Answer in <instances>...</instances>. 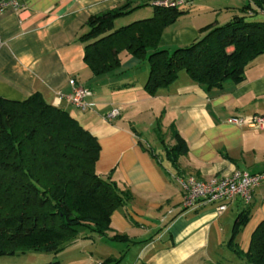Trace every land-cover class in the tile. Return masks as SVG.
Listing matches in <instances>:
<instances>
[{
  "label": "crops",
  "instance_id": "1",
  "mask_svg": "<svg viewBox=\"0 0 264 264\" xmlns=\"http://www.w3.org/2000/svg\"><path fill=\"white\" fill-rule=\"evenodd\" d=\"M19 1V9L9 8L0 16V96L23 101L40 93L48 103L68 110L99 141L97 172L131 193L128 203L112 214L108 237L83 232L56 261L252 264L243 263L237 250L246 253L254 230L264 223V183L254 189L249 204L237 200L225 211L212 204L184 209L183 190L175 177L193 174L211 180L236 171L264 172V128L227 122L231 116L264 115V56L248 67L242 83L206 89L182 73L170 88L149 95L146 60L124 53L118 70L96 76L79 40L91 16L126 0ZM153 1L133 0L141 7L129 16L133 21L153 16ZM245 2L194 0L164 30L159 46L173 50L190 45L202 27L228 22ZM123 20L130 23L123 17L116 24ZM71 78L92 89L88 110L65 98L73 91ZM113 108H120V115L107 119ZM176 133L185 139L188 151L174 160L170 148ZM247 210L249 219L231 243L235 221ZM116 234L129 240H111ZM0 264L31 263L1 257Z\"/></svg>",
  "mask_w": 264,
  "mask_h": 264
},
{
  "label": "trees",
  "instance_id": "2",
  "mask_svg": "<svg viewBox=\"0 0 264 264\" xmlns=\"http://www.w3.org/2000/svg\"><path fill=\"white\" fill-rule=\"evenodd\" d=\"M132 1L91 16L88 30L79 37L85 62L96 76L118 70L125 53L148 62L149 95L170 88L182 73L206 89L222 88L227 82L245 81L248 67L264 56V0H246L240 14L224 24L202 27L193 43L173 50L162 49L160 37L187 6L153 3V16L117 27L118 19L141 7ZM170 149L175 160L188 145L176 133ZM99 155L98 139L40 93L23 101L0 96V258L57 254L75 245L83 232L109 236L112 214L128 203L131 193L97 172ZM249 213L237 217L231 243ZM110 239L129 240L118 234ZM237 253L243 263L264 264L263 222L254 230L248 251ZM113 262L108 258L100 264Z\"/></svg>",
  "mask_w": 264,
  "mask_h": 264
},
{
  "label": "built area",
  "instance_id": "3",
  "mask_svg": "<svg viewBox=\"0 0 264 264\" xmlns=\"http://www.w3.org/2000/svg\"><path fill=\"white\" fill-rule=\"evenodd\" d=\"M194 0H154L153 3L162 7L189 6ZM19 0H0V16L9 8L19 9ZM73 91L67 97V101L79 108L88 110L90 102L88 97L92 95V89L77 83L75 78L69 80ZM120 115V108H113L106 116L112 119ZM227 122L240 127L250 126L253 128H264V115L255 114L251 116H231ZM176 181L183 190L182 207L193 208L197 205H216L219 211H225L229 204L237 200L249 204L252 200L253 191L264 183V172L250 173L248 171H236L230 176H219L211 180H203L196 175L178 174Z\"/></svg>",
  "mask_w": 264,
  "mask_h": 264
},
{
  "label": "rangeland",
  "instance_id": "4",
  "mask_svg": "<svg viewBox=\"0 0 264 264\" xmlns=\"http://www.w3.org/2000/svg\"><path fill=\"white\" fill-rule=\"evenodd\" d=\"M126 17H129V20L128 21H130V22L133 21V19H134L132 16H129V15H127ZM119 22L117 21V23H119ZM121 23L122 24H116V26L118 27L120 25L125 24L126 23V20L125 21L123 20ZM119 243H120L121 246H123V247L125 246V244H123L121 242H119ZM33 254L32 253H27V254H22V255L6 256V257L7 258H12V259H15V260H27L31 264L32 263L33 264H42V263H46V262L56 261L61 256L60 253L54 254V253H51L50 252V253H43V255H42L43 257H40L39 258L38 255H36V254L33 255ZM56 256H57V258H53V257H56ZM40 262H42V263H40Z\"/></svg>",
  "mask_w": 264,
  "mask_h": 264
}]
</instances>
